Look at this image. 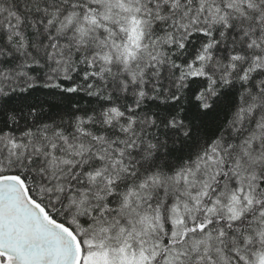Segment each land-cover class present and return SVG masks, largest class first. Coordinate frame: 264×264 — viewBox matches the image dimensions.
I'll list each match as a JSON object with an SVG mask.
<instances>
[{
    "label": "snow or ice",
    "instance_id": "6c2138e0",
    "mask_svg": "<svg viewBox=\"0 0 264 264\" xmlns=\"http://www.w3.org/2000/svg\"><path fill=\"white\" fill-rule=\"evenodd\" d=\"M0 264H264V0H0Z\"/></svg>",
    "mask_w": 264,
    "mask_h": 264
}]
</instances>
